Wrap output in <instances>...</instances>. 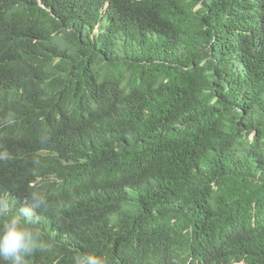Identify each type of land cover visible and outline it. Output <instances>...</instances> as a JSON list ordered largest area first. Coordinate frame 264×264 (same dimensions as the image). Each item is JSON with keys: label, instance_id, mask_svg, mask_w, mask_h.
Here are the masks:
<instances>
[{"label": "trees", "instance_id": "16d2710c", "mask_svg": "<svg viewBox=\"0 0 264 264\" xmlns=\"http://www.w3.org/2000/svg\"><path fill=\"white\" fill-rule=\"evenodd\" d=\"M33 192L25 264H264V0H0V194Z\"/></svg>", "mask_w": 264, "mask_h": 264}, {"label": "clouds", "instance_id": "9594fccd", "mask_svg": "<svg viewBox=\"0 0 264 264\" xmlns=\"http://www.w3.org/2000/svg\"><path fill=\"white\" fill-rule=\"evenodd\" d=\"M47 199L33 192L25 198L23 206L13 213L7 194H0V264H25L34 251L50 249L39 232L26 226L38 220L37 210L47 211ZM73 264H108L102 253L76 255Z\"/></svg>", "mask_w": 264, "mask_h": 264}]
</instances>
